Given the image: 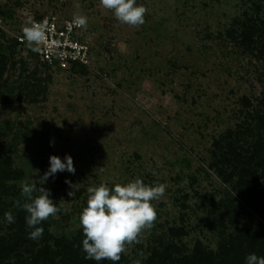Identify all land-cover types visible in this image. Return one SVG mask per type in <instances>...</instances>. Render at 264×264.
Listing matches in <instances>:
<instances>
[{"label":"rangeland","instance_id":"1","mask_svg":"<svg viewBox=\"0 0 264 264\" xmlns=\"http://www.w3.org/2000/svg\"><path fill=\"white\" fill-rule=\"evenodd\" d=\"M137 4L147 8L145 23L132 27L100 0H0V168L10 170L1 181L10 194L0 235L11 227L5 213L22 210L14 203L25 202L21 182L38 181L49 157L66 155L75 174L58 172L43 185L60 209L45 221L53 239L82 229L88 188L137 178L166 191L152 202L153 227L122 253L131 264H143L160 241L216 251L242 224L261 223L242 218L250 202L211 164L213 143L264 100V60L238 45L244 24L264 22V0ZM75 14L88 17L80 33L90 48L86 65L48 67L14 43L36 17ZM66 181L79 191L70 196ZM173 228L184 234L171 238Z\"/></svg>","mask_w":264,"mask_h":264},{"label":"trees","instance_id":"2","mask_svg":"<svg viewBox=\"0 0 264 264\" xmlns=\"http://www.w3.org/2000/svg\"><path fill=\"white\" fill-rule=\"evenodd\" d=\"M242 28L238 45L249 52L255 51L257 58L264 60V22L258 25L251 21ZM14 43L18 45L15 39ZM242 102L245 107L251 108L248 99L243 98ZM212 159L211 167L219 178L225 184L232 185L241 198L250 202V212H242V218L254 216L261 223L242 224L238 230L221 239L216 251L205 248L201 243L187 250L173 241H160L157 247L150 250L143 264H245L246 256L251 253L264 256V100L245 113L244 121L213 143ZM7 172L10 170L0 168V218L6 208L4 196L10 194L1 183L3 178H9ZM26 216L24 211H17L9 232L0 235V264H96L93 260L85 259L82 229L70 239H53L44 221L40 225L44 229L43 236L34 241L28 238L31 229L26 225ZM183 234L179 228L169 230L171 238ZM100 264L112 262L104 260ZM118 264L131 263L121 254Z\"/></svg>","mask_w":264,"mask_h":264},{"label":"clouds","instance_id":"3","mask_svg":"<svg viewBox=\"0 0 264 264\" xmlns=\"http://www.w3.org/2000/svg\"><path fill=\"white\" fill-rule=\"evenodd\" d=\"M100 4L111 10L115 18L123 24L139 27L145 23L147 8L137 4V0H100ZM79 7V5H77ZM72 25L76 28L86 29L88 17L75 14ZM29 26L23 28V38L33 52L40 51V45L47 41L45 23L29 21ZM49 168L43 176L37 180H24L21 182V195L25 202L16 200L15 206L27 213L26 225L31 231L28 238L39 240L43 236L44 229L40 227L42 222L49 217H56L60 209L50 198L51 192L43 185L58 172L67 171L75 174L73 159L66 155L63 159L57 156L49 157ZM75 191H79V185L73 186L66 181ZM40 184L41 187H37ZM166 185L163 183L148 185L137 178L125 184H115L111 188L106 184L88 188L87 206L83 208L79 217L83 230L82 251L85 259L93 260L96 264L108 260L112 264H118L121 254L126 252L127 246L139 243V237L145 229H151L157 220V211L153 201L164 196ZM37 193V195H33ZM4 220L8 224L15 222L11 212H6ZM135 264H140L136 261ZM245 264H264V256L251 253L246 256Z\"/></svg>","mask_w":264,"mask_h":264},{"label":"built area","instance_id":"4","mask_svg":"<svg viewBox=\"0 0 264 264\" xmlns=\"http://www.w3.org/2000/svg\"><path fill=\"white\" fill-rule=\"evenodd\" d=\"M32 21L45 23L47 41L40 45L36 56L48 67H65L69 65H86L90 48L81 38L82 29L72 25V20H60L54 16H44ZM29 26V25H28ZM19 46L28 47L23 32L15 37Z\"/></svg>","mask_w":264,"mask_h":264}]
</instances>
